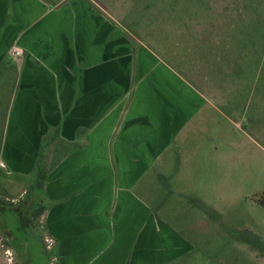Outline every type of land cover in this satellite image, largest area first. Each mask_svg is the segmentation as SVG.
I'll list each match as a JSON object with an SVG mask.
<instances>
[{"label": "crops", "instance_id": "1", "mask_svg": "<svg viewBox=\"0 0 264 264\" xmlns=\"http://www.w3.org/2000/svg\"><path fill=\"white\" fill-rule=\"evenodd\" d=\"M218 109L97 0H0V170L14 187L47 172L57 264L187 256L155 187L185 183L173 153Z\"/></svg>", "mask_w": 264, "mask_h": 264}, {"label": "rangeland", "instance_id": "2", "mask_svg": "<svg viewBox=\"0 0 264 264\" xmlns=\"http://www.w3.org/2000/svg\"><path fill=\"white\" fill-rule=\"evenodd\" d=\"M97 1L219 106L173 153L185 183L155 187L164 207L152 205L194 247L171 264H264V0ZM9 177L0 170V264H57L31 218L39 193Z\"/></svg>", "mask_w": 264, "mask_h": 264}, {"label": "trees", "instance_id": "3", "mask_svg": "<svg viewBox=\"0 0 264 264\" xmlns=\"http://www.w3.org/2000/svg\"><path fill=\"white\" fill-rule=\"evenodd\" d=\"M43 157V155H42ZM34 177L36 179V183L33 189L39 193L40 197H38L33 204L32 211H31V218L34 221H40L43 219L45 213L47 212L50 203L48 202L45 196V185H46V178L47 172L42 169L40 164L37 165L34 171ZM260 204L264 207V200L260 202ZM48 259H51L53 254L47 253Z\"/></svg>", "mask_w": 264, "mask_h": 264}, {"label": "built area", "instance_id": "4", "mask_svg": "<svg viewBox=\"0 0 264 264\" xmlns=\"http://www.w3.org/2000/svg\"><path fill=\"white\" fill-rule=\"evenodd\" d=\"M15 55H16V56H21L22 53H21L20 51H16V52H15Z\"/></svg>", "mask_w": 264, "mask_h": 264}]
</instances>
